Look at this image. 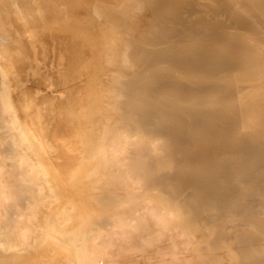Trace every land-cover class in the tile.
Here are the masks:
<instances>
[{"label": "bare ground", "instance_id": "1", "mask_svg": "<svg viewBox=\"0 0 264 264\" xmlns=\"http://www.w3.org/2000/svg\"><path fill=\"white\" fill-rule=\"evenodd\" d=\"M147 259L264 264V0H0V264Z\"/></svg>", "mask_w": 264, "mask_h": 264}, {"label": "rangeland", "instance_id": "2", "mask_svg": "<svg viewBox=\"0 0 264 264\" xmlns=\"http://www.w3.org/2000/svg\"><path fill=\"white\" fill-rule=\"evenodd\" d=\"M36 48H37V50H40L39 52H41L42 48H39V46H36ZM47 48H48V50L46 51V52H47V53H46L47 55H46V54H41V53H42V52H41V53H39V54H41V55L39 56V55H38V51H37V57H36L37 60H36L35 64H30V67H32V69H33V68H36V69L33 70L34 73L36 74V75H35V79H34V73H33V71H29V70H28L29 72L27 71L28 73L26 74V76H27L28 74H29V75L32 74V75H30V76L28 75V76H27L28 78H27L26 76H24L25 78H27V80L23 77V87H24V89H25L24 91L27 90V92H28V93L25 92V93L27 94V96H26V95H25V96L28 98V96L30 95L32 98L29 96L28 99H33L35 102L38 101V102H36V103L34 102V106H35L36 108H39V107H40L39 109H43V108L46 106V104H45V100H44L43 98H45V96L47 97L48 95H51V96L54 95L52 98H55L56 100L59 99V102H61L62 100H63V102H64V101L67 102V100H66V99H67V96H66L67 94H66L65 96H64V94H63V92H64V93L67 92V91H65V90H67V89L65 88V87H66V84H65L66 80H64V82L60 80V81H61V83H60V82H59V79H58V77H59L60 79H62V80H63L64 78L66 79V77H65V71L62 70V68H61V67H63L62 64H64V63H62L63 61H61L58 57H55L56 59H55V58L53 59L52 57H53L54 55H53V53H52V51H51V47L49 48V47L47 46L44 50H46ZM49 52H50L51 56L46 57V56L49 55ZM43 53H44V52H43ZM44 55H46V56H44ZM40 57H42V59H43V57H45V58L42 60V59H39ZM46 58H47V59H46ZM49 58H50V59H49ZM45 60H46V61H45ZM54 60H55V61H54ZM49 61H50L51 63H55V64H54L55 66L53 67V64H50ZM46 62H48V63H46ZM41 63H43V64H41ZM44 63H45L46 65H48V66H45ZM59 63H60V64H59ZM32 65H33V66H32ZM35 65L38 66V67L40 66V69H39V68L37 69V67H36ZM51 66H52V68H51ZM41 67H42V68H41ZM45 68H46V69H47V68H48V69L51 68V70H54V71H51V70H50L51 72L46 73L48 69L46 70ZM30 70H31V69H30ZM38 70H39V71H38ZM61 70H62V71H61ZM40 71H41L43 74H42ZM48 71H49V70H48ZM55 71H56V72H55ZM36 72H37V73H36ZM62 72H63V73H62ZM38 73H39V75H38ZM52 73H54V74L52 75ZM60 73H62V74H60ZM48 74H49L50 77L48 76ZM37 75H38V77H39L38 80H37V78H38ZM44 75H45V76H44ZM55 75H56V76H55ZM61 75H62V76L64 75V76H63L64 78H63ZM41 76H42L43 78H41ZM51 76L57 77V80H58V81H57L56 79H55V80H56V81H55L54 78L51 77ZM32 77H33V79H32ZM36 77H37V78H36ZM46 77H47V78H46ZM40 78H41V79H40ZM30 79H32V80H30ZM43 79H45V80L43 81ZM35 80H37V81H35ZM52 80H54L55 83H54V81H52ZM32 81H33V83H34L35 86L33 85ZM40 81H43L42 83L47 84V87L49 88V90H48V88L46 87L45 84H44V85H45V88H44V87H43L44 85H43L42 83H40ZM46 81H48L49 84H48V82H46ZM52 82H53V83H52ZM56 82H57V84H56ZM62 82H63V83H62ZM28 83H29V84H28ZM35 83H36V84H35ZM38 83H39L40 85H43V86H40ZM58 83H59L61 86H59ZM25 84H26V85H25ZM55 84H56L57 86H59V91H56V90H58V87H57V89H56V86H54L56 90L53 88V85H55ZM62 84H64L65 86H62ZM24 85H25L27 88H28V87H29V88L27 89ZM27 85H32V86H34V87H32V86H27ZM49 85H50V87H49ZM39 86H40V87H39ZM41 87H42V89H41ZM63 87H64V88H63ZM33 88H34V89H33ZM37 88H40V89L37 90ZM51 88H52V89H51ZM60 88H61L62 90H60ZM30 89H32L31 91H32V92L34 91V92H33V93L29 92ZM39 90H40V91H39ZM41 90H43V91H41ZM46 90L48 91L49 94L46 92ZM36 91H37V93H36ZM61 91H63V92H61ZM42 92H44V93H42ZM41 93H42L43 95H45V94L47 93V95L43 96V98H39V97H42V95H40ZM37 94H38V95H37ZM55 94H56V95H55ZM33 95H34V96H33ZM36 95L38 96V99L36 98V97H37ZM35 96H36V97H35ZM51 96H50V97H51ZM56 96H57V97H56ZM58 96H59V97H58ZM62 96H64V98H63ZM33 97H34V98H33ZM61 97H62L63 99H62ZM61 99H62V100H61ZM41 100H43V101H42V104H41V102H40ZM60 100H61V101H60ZM57 101H58V100H57ZM39 102H40V103H39ZM66 102H64V103H65V106L68 105V102H67V103H66ZM35 104H37V106H36ZM38 104H39V105H38ZM28 105H30V104L28 103ZM41 106H42V107H41ZM50 132L52 133V131H50ZM50 132H49V133L47 134V136H46V139H48V140H49L50 137L53 138L54 135H55V137L59 136V135H57V134H53V133H52L53 135L51 136V133H50ZM48 135H50V136H48ZM56 135H57V136H56ZM63 136H64V135H63ZM63 136L61 135V136L58 137V138H61V140H60V139L57 140V138L54 137V138H53V141L55 140V142L51 141L52 139L50 138V142H51V143H52V142L55 143V145L52 144L53 147L56 148V147H57L56 145H58V147H59V149H58V148H57V149H54V151H52V153H53V152H54L55 154H58L59 152H60V153H61V152H65V153H66V148L68 147V146H66V144L68 145L69 142H68V140H67V142H66V144H65V141H64L65 139H64ZM65 138H66V137H65ZM63 139H64V140H63ZM66 139H67V138H66ZM63 141H64V142H63ZM56 142H58V144H57ZM60 143H61L63 146H62ZM64 146L66 147L65 149L63 148ZM60 147H61V149H60ZM68 151L72 152L73 150H72V151H71V150H67V152H68ZM56 152H58V153H56ZM68 153H69V152H68ZM72 153H75V152L73 151ZM72 153H71V154H70V153H69V154L66 153V155L71 156V158H69V160H71V161H70L71 165L75 163V162H73V161H76V160H77V156L75 155L76 153L74 154V156H72V155H73ZM62 154H64V153H62ZM62 154H60V155H62ZM60 155H59V156H60ZM68 156H67V158H68ZM75 156H76V157H75ZM74 157H75V158H74ZM73 158H74V159H73ZM134 254H135V253H134ZM134 254L131 255V258H132V259H135V255H134ZM152 262H153V259H147V260H146V264H151Z\"/></svg>", "mask_w": 264, "mask_h": 264}]
</instances>
